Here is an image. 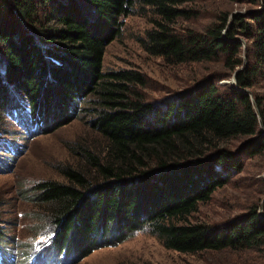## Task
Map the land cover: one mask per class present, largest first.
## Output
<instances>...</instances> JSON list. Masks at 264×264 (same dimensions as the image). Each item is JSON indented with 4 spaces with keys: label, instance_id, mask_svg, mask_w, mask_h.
<instances>
[{
    "label": "trees",
    "instance_id": "obj_1",
    "mask_svg": "<svg viewBox=\"0 0 264 264\" xmlns=\"http://www.w3.org/2000/svg\"><path fill=\"white\" fill-rule=\"evenodd\" d=\"M197 1L0 0L1 118L25 112L32 133L47 131L72 121L93 95L92 124L107 141L102 151L78 146L86 165L61 166L64 181L33 187L34 209L52 229L42 246L54 264L145 227L183 253L264 255L262 205L222 224L189 220L243 171L245 157L264 153V99L255 90L264 83V0H234L250 8L223 11L203 30L180 29ZM136 10L152 23L140 38L150 55L172 65L220 60L227 75L204 78L163 104L146 101L136 88L147 84L141 72L103 68L107 46ZM237 70V85L217 83ZM237 137L246 138L237 150L225 146Z\"/></svg>",
    "mask_w": 264,
    "mask_h": 264
},
{
    "label": "rangeland",
    "instance_id": "obj_2",
    "mask_svg": "<svg viewBox=\"0 0 264 264\" xmlns=\"http://www.w3.org/2000/svg\"><path fill=\"white\" fill-rule=\"evenodd\" d=\"M187 8L194 14L180 19L177 26L203 30L221 12L245 11L250 6L234 0H200ZM151 27L148 18L136 10L125 19L122 34L107 46L103 60L105 71L141 72L147 84L136 88L146 101L163 104L204 78L227 75L220 60L172 65L162 57L150 55L141 46L140 38ZM232 78H223L217 83L225 84ZM255 90L264 99V83ZM96 100L93 95L82 99L72 121L60 127L50 126L47 131L43 127L37 133H32L34 126L23 120L29 118L25 112L23 116H0V231L3 236L0 264H54L53 253L42 246L49 240L52 229L38 217L30 195L40 181H64L61 166L86 165L85 159L76 153L81 144L97 151L105 149L106 139L92 124ZM245 141V137H237L225 146L237 150ZM245 161L243 171L218 188L210 200L199 203L190 215L191 222L222 224L244 215L254 204L262 205L264 212V153L245 157ZM102 245L82 259L71 254L67 260L55 264H264L263 253L254 250L224 249L191 254L168 249L147 227L134 231L115 245ZM35 253L39 258L37 263Z\"/></svg>",
    "mask_w": 264,
    "mask_h": 264
},
{
    "label": "water",
    "instance_id": "obj_3",
    "mask_svg": "<svg viewBox=\"0 0 264 264\" xmlns=\"http://www.w3.org/2000/svg\"><path fill=\"white\" fill-rule=\"evenodd\" d=\"M239 70H240V69H239ZM239 70H237V71L234 73L233 78H232L231 81H226V82H230V83H232V84H234V85H237V77H236V75H237V73H238ZM244 91L247 92L246 89H244Z\"/></svg>",
    "mask_w": 264,
    "mask_h": 264
}]
</instances>
